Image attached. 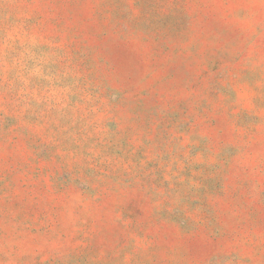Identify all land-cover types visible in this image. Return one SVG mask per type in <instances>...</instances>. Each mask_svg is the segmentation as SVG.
<instances>
[{
  "label": "rangeland",
  "instance_id": "rangeland-1",
  "mask_svg": "<svg viewBox=\"0 0 264 264\" xmlns=\"http://www.w3.org/2000/svg\"><path fill=\"white\" fill-rule=\"evenodd\" d=\"M0 264H264V0H0Z\"/></svg>",
  "mask_w": 264,
  "mask_h": 264
}]
</instances>
